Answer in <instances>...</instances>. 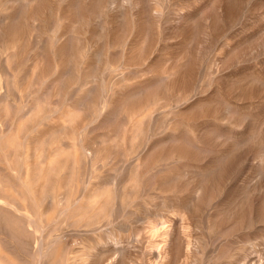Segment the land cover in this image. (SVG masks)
Listing matches in <instances>:
<instances>
[{
	"label": "rangeland",
	"instance_id": "1",
	"mask_svg": "<svg viewBox=\"0 0 264 264\" xmlns=\"http://www.w3.org/2000/svg\"><path fill=\"white\" fill-rule=\"evenodd\" d=\"M245 263L264 0H0V264Z\"/></svg>",
	"mask_w": 264,
	"mask_h": 264
},
{
	"label": "bare ground",
	"instance_id": "2",
	"mask_svg": "<svg viewBox=\"0 0 264 264\" xmlns=\"http://www.w3.org/2000/svg\"><path fill=\"white\" fill-rule=\"evenodd\" d=\"M27 114V113H26ZM31 117V116H30ZM84 149V148H83ZM56 150V149H55ZM79 152H80V150H79ZM53 153V152H52ZM87 153V152H86ZM78 156V155H77ZM61 158H63V156L61 157ZM85 158V157H84ZM76 159V158H75ZM59 160V159H58ZM85 161H86V159H85ZM84 161V163L86 164V162ZM56 162H57V160H56ZM89 163V162H88ZM82 164V163H81ZM75 166V165H74ZM70 167V166H69ZM81 168H83V166H80ZM79 167V168H80ZM86 167V166H85ZM87 168V167H86ZM78 169V168H77ZM78 170H80V169H78ZM82 170V169H81ZM77 171V170H76ZM75 174L77 175V172H75ZM71 175L73 176V174L71 173ZM70 175V176H71ZM81 174H79V176H80ZM45 176V175H44ZM43 176V177H44ZM75 176V175H74ZM66 181H68V180H66ZM96 194V193H95ZM64 202V201H63ZM63 204V203H62ZM86 207V206H85ZM76 222V221H75ZM74 222V223H75ZM156 227V226H155ZM155 227H153V231L155 232L157 229L155 228ZM158 231V230H157ZM115 241V240H114ZM115 245V244H114ZM117 246H119V245H117ZM102 247H104V246H102ZM105 248V247H104ZM116 248V247H115ZM117 248H119V247H117ZM122 249V248H121ZM99 250H101V249H99ZM188 256V255H187ZM246 261H247V257H246V259H245ZM246 264V263H245Z\"/></svg>",
	"mask_w": 264,
	"mask_h": 264
}]
</instances>
